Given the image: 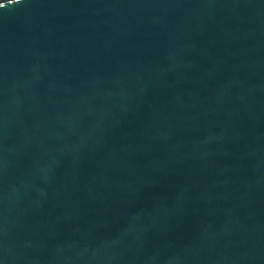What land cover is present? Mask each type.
Wrapping results in <instances>:
<instances>
[{"label": "water", "instance_id": "1", "mask_svg": "<svg viewBox=\"0 0 264 264\" xmlns=\"http://www.w3.org/2000/svg\"><path fill=\"white\" fill-rule=\"evenodd\" d=\"M0 264H264V0H0Z\"/></svg>", "mask_w": 264, "mask_h": 264}]
</instances>
